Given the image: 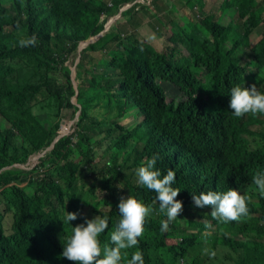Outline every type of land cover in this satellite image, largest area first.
<instances>
[{"label":"trees","instance_id":"16d2710c","mask_svg":"<svg viewBox=\"0 0 264 264\" xmlns=\"http://www.w3.org/2000/svg\"><path fill=\"white\" fill-rule=\"evenodd\" d=\"M147 16L163 25L161 49L134 30ZM32 35L36 46H19ZM237 84L264 93V0H0V264H74L61 255L72 226L107 217L103 246L128 195L153 211L121 264L136 251L144 264H264V198L252 182L264 114H232ZM153 155L180 196L236 186L248 215L224 223L187 205L162 232L167 217L136 175ZM67 212L77 219L64 224Z\"/></svg>","mask_w":264,"mask_h":264},{"label":"clouds","instance_id":"9594fccd","mask_svg":"<svg viewBox=\"0 0 264 264\" xmlns=\"http://www.w3.org/2000/svg\"><path fill=\"white\" fill-rule=\"evenodd\" d=\"M130 7V4L125 8ZM37 38L32 35L19 40L20 47L36 46ZM229 108L236 118L246 114H264V93H261L255 84L250 88L239 84L230 89ZM158 156L153 155L141 163L136 169L138 183L155 192L154 203H158L159 211L164 213L166 220L161 221V231L169 228V223L175 220L183 211V206L193 205L198 208H210L211 216L221 222L228 223L239 221L249 213L246 197L238 192V187L230 186L225 192L200 190V193H188L179 195L180 190L173 187L176 174L168 170L162 175L156 168ZM238 167V163H233ZM249 170L244 176H248ZM253 184L257 187L259 195L264 198V168L257 171L252 177ZM180 196L182 201L177 200ZM118 210L120 219L110 233L109 242L101 246L99 237L108 227V218L95 216L92 219L85 218L83 223L72 226L71 234L67 237L63 246L62 257L74 264H121L122 250L131 249L138 245V238L144 232L145 220L151 215L153 209L146 206L132 195L121 197ZM77 219V213L67 212L63 219L64 224ZM127 255V252L124 253ZM215 256L213 252L211 254ZM127 264H144L141 251L132 253Z\"/></svg>","mask_w":264,"mask_h":264},{"label":"rangeland","instance_id":"374dc122","mask_svg":"<svg viewBox=\"0 0 264 264\" xmlns=\"http://www.w3.org/2000/svg\"><path fill=\"white\" fill-rule=\"evenodd\" d=\"M211 2L212 1H215V0H210ZM153 12V10H150ZM175 14H177V16L179 17H182L183 19H186L187 17L185 15H183L181 12H176ZM169 15V14H168ZM117 15H115L113 17V19L116 18ZM170 18L172 19L174 17V15H169ZM149 19H151L150 16H147L145 18V21L143 24H141L137 29L135 28L134 30L137 32V33H140L142 34V37H145V41L147 43L149 42H153L154 43V46L157 48V49H161L162 48V38L165 37V35H163V33L161 32V26L163 25H158L157 23L154 24L153 21H149ZM229 20V17L228 16H225V17H220L219 18V21L220 23H226L227 21ZM185 20H182V21H172V22H169V25L167 24L166 26L169 27V26H175V25H178L179 27L183 28V27H186V23H184ZM121 31L123 34H127V33H131L133 32V29L131 28L130 29V26L128 25V23H126L125 21H122V18L120 19V22L118 23ZM159 27V28H158ZM168 36H170L171 34L170 33H167ZM260 38V36H257V34H252L250 36V41H251V44H254L255 42L258 41V39ZM156 42V43H155ZM160 43V44H158ZM177 46L184 50V47L182 45H180L179 43H177ZM105 55H97V57L95 58L96 60H93L90 64H94L98 59L104 57ZM108 58V57H107ZM71 73H73V78L75 76V68L73 67V69H71ZM63 80V78H62ZM77 86V85H76ZM171 99L169 98V101ZM104 112V109H97L95 111H91V114H94L98 117H100V114ZM124 122L128 123V122H134L135 121V116L131 113H129L128 111L125 112V116H124ZM76 121V119H70V120H66V122H64V124H67V125H64V126H67V132H65V130L61 129L60 132L62 134H68L70 133V124H73L74 122ZM64 134V135H65ZM31 158V157H30ZM39 158H41V156H38V155H35L34 157L31 158V161L27 162L25 165H20L18 167H26V168H32L33 166L37 165L38 164V160ZM80 212L81 213H86L87 211L84 210V209H80ZM7 226H9L7 224ZM195 232V231H194ZM170 243H174V241H169Z\"/></svg>","mask_w":264,"mask_h":264},{"label":"water","instance_id":"95a60500","mask_svg":"<svg viewBox=\"0 0 264 264\" xmlns=\"http://www.w3.org/2000/svg\"><path fill=\"white\" fill-rule=\"evenodd\" d=\"M99 36H100V34H99ZM75 100H76V98H75ZM63 124H64V122L61 123V126H62ZM66 132H67V130H66ZM61 137H62V136H61ZM59 138H60V137H58V139H59ZM54 143H55V141L52 142L51 147L54 145Z\"/></svg>","mask_w":264,"mask_h":264},{"label":"crops","instance_id":"0c3cea01","mask_svg":"<svg viewBox=\"0 0 264 264\" xmlns=\"http://www.w3.org/2000/svg\"><path fill=\"white\" fill-rule=\"evenodd\" d=\"M122 18V21H125L126 19L124 17H121Z\"/></svg>","mask_w":264,"mask_h":264}]
</instances>
